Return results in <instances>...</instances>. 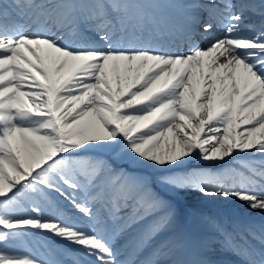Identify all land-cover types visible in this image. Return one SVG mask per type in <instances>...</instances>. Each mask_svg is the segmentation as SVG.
I'll use <instances>...</instances> for the list:
<instances>
[{
    "label": "snow or ice",
    "instance_id": "snow-or-ice-1",
    "mask_svg": "<svg viewBox=\"0 0 264 264\" xmlns=\"http://www.w3.org/2000/svg\"><path fill=\"white\" fill-rule=\"evenodd\" d=\"M0 264H264V0H0Z\"/></svg>",
    "mask_w": 264,
    "mask_h": 264
},
{
    "label": "bare ground",
    "instance_id": "bare-ground-1",
    "mask_svg": "<svg viewBox=\"0 0 264 264\" xmlns=\"http://www.w3.org/2000/svg\"><path fill=\"white\" fill-rule=\"evenodd\" d=\"M195 165L198 166V167L204 168V170H208V171H211V172H218V171L222 170V168H206V166L203 164V162H201L199 160L195 161ZM221 199L222 198L217 197V201H220ZM204 210L206 211V209H204ZM210 210H212V209H210ZM32 231H36V230H32Z\"/></svg>",
    "mask_w": 264,
    "mask_h": 264
},
{
    "label": "rangeland",
    "instance_id": "rangeland-1",
    "mask_svg": "<svg viewBox=\"0 0 264 264\" xmlns=\"http://www.w3.org/2000/svg\"><path fill=\"white\" fill-rule=\"evenodd\" d=\"M195 200H192V202H194Z\"/></svg>",
    "mask_w": 264,
    "mask_h": 264
}]
</instances>
